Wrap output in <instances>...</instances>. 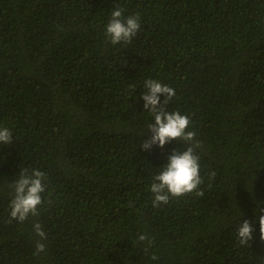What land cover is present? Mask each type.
<instances>
[{
	"label": "trees",
	"instance_id": "16d2710c",
	"mask_svg": "<svg viewBox=\"0 0 264 264\" xmlns=\"http://www.w3.org/2000/svg\"><path fill=\"white\" fill-rule=\"evenodd\" d=\"M115 7L140 17L129 44L106 36ZM149 79L190 118L202 197L153 206L154 176L189 145L143 148ZM3 127L0 264H264V0H0ZM23 169L46 174L43 203L9 223Z\"/></svg>",
	"mask_w": 264,
	"mask_h": 264
},
{
	"label": "clouds",
	"instance_id": "9594fccd",
	"mask_svg": "<svg viewBox=\"0 0 264 264\" xmlns=\"http://www.w3.org/2000/svg\"><path fill=\"white\" fill-rule=\"evenodd\" d=\"M110 20L105 26V33L110 43L113 45L131 43L140 29V17L138 14L124 16L123 10L115 7L111 10ZM143 88L147 89L142 93L144 109L154 117L148 129L151 130L150 140L143 141L142 146L145 150L153 145L161 148L165 144L175 140H182L189 146L182 152L175 151L168 157L167 163L163 165L162 171L154 176L151 184V192L154 194L152 201L154 207L167 204L171 198H179L188 194H195L202 197L204 192L200 190L202 179L200 176V162L196 149L200 147V142L195 139L196 133L188 131L190 118L182 115L179 111H166V105L175 96L172 87L162 84L156 80H146ZM164 96L163 102L160 96ZM13 143L12 132L6 128H0V145H11ZM46 174L38 169L30 172L23 169L19 172V177L10 186L13 194L9 204L10 219L23 223L29 215L37 216L39 206L43 203L42 194L45 192L44 183ZM264 208L257 202L254 214L258 215L260 239L264 241ZM33 229L40 240L36 243V252H43L46 245L40 241L45 240L46 233L40 223H34ZM254 229L251 223L244 220L238 225L236 238L240 245L248 246L253 239ZM139 239L145 241L148 238L140 235ZM155 259V257H152Z\"/></svg>",
	"mask_w": 264,
	"mask_h": 264
}]
</instances>
